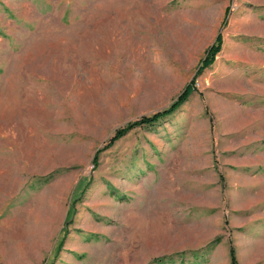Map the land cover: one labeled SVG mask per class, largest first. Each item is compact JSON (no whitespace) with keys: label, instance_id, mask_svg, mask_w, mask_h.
Segmentation results:
<instances>
[{"label":"rangeland","instance_id":"obj_1","mask_svg":"<svg viewBox=\"0 0 264 264\" xmlns=\"http://www.w3.org/2000/svg\"><path fill=\"white\" fill-rule=\"evenodd\" d=\"M232 244L264 264V0H0V264H231Z\"/></svg>","mask_w":264,"mask_h":264},{"label":"trees","instance_id":"obj_2","mask_svg":"<svg viewBox=\"0 0 264 264\" xmlns=\"http://www.w3.org/2000/svg\"><path fill=\"white\" fill-rule=\"evenodd\" d=\"M222 43H223L222 34H219L215 43L208 49L206 57L203 60L202 66L199 69L200 72L203 71L205 68H207L214 62L216 54L222 48ZM195 89L196 87H195V79H194L187 86V88L182 92V94L178 97V99L175 100L169 106L153 114L144 115L141 118L130 121L125 126L116 130L114 136L110 140L109 145L114 144L117 140L121 139L122 137L127 135L131 130L137 127L155 126L157 123L161 122L163 119H165L166 117L173 114L176 110H178L179 107L183 103H185V101L189 98V96L193 93ZM229 254H230L231 264H239L237 254H236V249L233 244L230 247Z\"/></svg>","mask_w":264,"mask_h":264},{"label":"crops","instance_id":"obj_3","mask_svg":"<svg viewBox=\"0 0 264 264\" xmlns=\"http://www.w3.org/2000/svg\"><path fill=\"white\" fill-rule=\"evenodd\" d=\"M235 17H236V16H234V18H233V20H232V22H231L230 29L233 27V25H234V23H235V22H234ZM232 23H233V24H232ZM214 62H215V61H214Z\"/></svg>","mask_w":264,"mask_h":264}]
</instances>
